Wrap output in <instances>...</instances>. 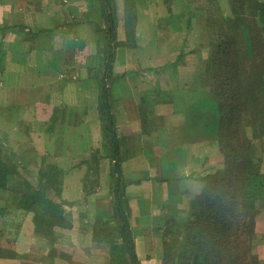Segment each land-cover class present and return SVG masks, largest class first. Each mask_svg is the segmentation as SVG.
<instances>
[{
	"label": "crops",
	"instance_id": "1",
	"mask_svg": "<svg viewBox=\"0 0 264 264\" xmlns=\"http://www.w3.org/2000/svg\"><path fill=\"white\" fill-rule=\"evenodd\" d=\"M118 1L115 9L113 0H29V27H0V43L4 31H23L20 36L26 37L20 39L18 56L29 68V75L22 76L23 80L29 79L25 86L29 87L26 96L32 127L29 175L38 176L41 159L43 167L46 155L54 150L49 137L54 124L58 122L60 126L57 112L66 115L63 126L74 129V143L78 137V142L89 145L86 133L91 128H101L102 146L109 151L108 156L102 154L100 158L101 180L105 184L109 176L108 158L120 164L116 183L124 185L122 200L126 203L125 215L131 224L137 261L162 264L161 234L166 215L186 217L207 189L211 180L208 176L215 175L225 161L220 131L211 129L209 122L211 114L219 116L220 106L217 103L204 108V100L197 93L203 89V70L191 65L189 55L193 49L188 47L186 28L147 27L157 19L162 23L175 19L182 13L184 3ZM132 4L136 7L133 12ZM219 4L224 11L228 8L226 0ZM172 5L180 6L179 11ZM142 7L147 9L145 25ZM153 10L158 12L157 19L150 15ZM114 14L127 17L126 27L119 28L124 32L120 39ZM109 15L114 18L113 27L108 22ZM110 31L114 35L110 36ZM200 46L193 58L203 64L209 57V46ZM13 58L7 56L5 63H17ZM16 78L21 81L17 74ZM114 80L121 81L122 98L113 96ZM114 102L118 104L115 113L119 126L115 124ZM152 112L160 121L158 127L150 125ZM114 126L121 131V140ZM262 140L264 143V136L252 142L256 145ZM56 142H60L59 135ZM113 143H119L116 156ZM84 146L82 149L87 150ZM254 151L253 157H261L264 163V153ZM57 154L51 156V162L55 161L62 170L59 197L68 207L64 218L69 225L53 226L48 236H38L33 212L17 208L18 190L13 189L12 194L7 185L0 194L15 197L0 199L11 218L4 217L5 210L0 215V264H108L106 254L98 251L93 228L104 205L96 206L84 186L92 171L91 160L71 165L78 154ZM255 231L260 235L257 258L259 264H264V209L256 216Z\"/></svg>",
	"mask_w": 264,
	"mask_h": 264
},
{
	"label": "rangeland",
	"instance_id": "2",
	"mask_svg": "<svg viewBox=\"0 0 264 264\" xmlns=\"http://www.w3.org/2000/svg\"><path fill=\"white\" fill-rule=\"evenodd\" d=\"M172 0H169L171 2ZM227 1V9L224 11L221 8L220 0H181V2L184 3L183 5V11L179 15L175 17V19H171L170 22L162 23L160 20L157 19L158 12L156 11H150V15L154 17V19H157V21H151L147 25V27H185L187 32L186 36L188 47L193 49L191 54L189 55L190 58L193 59L191 65L195 67V69L198 68V70H203V79H201V85H202V93L201 90L197 91L200 99L203 98L204 100V108L210 107L212 98L217 94V89H223L226 88L225 81L223 80V77L227 71V75L230 76L231 72L227 69L222 70V68L218 66L212 67L211 65V55L215 50L217 49V44L221 42V40H224V34L227 37H232L233 35L230 34L232 32L231 27H250L251 29H255L256 27H260L255 24L253 18L250 15V10L247 6L243 7L245 10H237L236 13H241L242 11L245 15L243 16L244 20L242 23H238L240 25H236L235 23V15H233L235 12H233V5L230 4L228 0ZM118 0H113L114 8L116 9ZM168 2V0H165V3ZM171 6V5H170ZM180 6L178 5H172V9L175 11H179ZM135 4L131 5V11L135 10ZM166 12L167 16H170L169 13L171 10L168 8V5L166 6ZM156 9V8H155ZM29 10V0H0V27L2 29L9 28V27H29V15L27 14V11ZM143 20L142 23L147 21V17H144L147 14V9L145 10L143 7L141 8ZM115 17V25L114 27H118V32L116 34L118 35V39H120L123 36L124 32H120V27H126L125 22L127 20V17L124 15L117 16L114 14ZM238 17V16H237ZM244 24V25H243ZM20 25V26H18ZM146 27V26H145ZM23 31H19L17 33H13V30H10L8 32H3V42L0 43V169L1 170H8L9 173V180L7 185L9 186L8 189H11V192L13 194V189L18 190L16 194H19L20 191L24 189L25 186L36 185L37 178L35 175H29V169L31 171L32 165L29 167V152L31 151V146H29V130H31V126L29 124V105L27 104V91L29 87H25L26 84H29V79L25 78L23 80L22 76L24 74L29 75V68L24 64L23 59H21V56H18L20 53L18 50L20 49V39L21 37L24 39L25 34L23 36L20 34ZM239 35V34H238ZM254 38L252 42V51L258 55L257 59H261L264 61V30L260 27L259 29H256L254 32ZM119 41V40H118ZM245 43V41H244ZM200 45H207L209 46V57L207 60L203 62V64L197 63L193 58L196 54V52L199 51ZM116 47V43L114 44V48ZM245 47V46H244ZM243 47V48H244ZM27 48V45L24 47V49ZM221 50L223 49V46L219 47ZM241 49V46H240ZM239 47L237 50H240ZM245 49V48H244ZM225 51V48H224ZM229 55L226 57V60L231 58V55H234V52L231 50L228 52ZM14 57L15 61L17 63H5L6 57ZM223 55L221 54L220 57ZM217 62V61H214ZM12 66V69H10ZM212 70L213 75H216L213 79L210 74ZM12 72L11 76L8 74ZM16 74L21 77V81L16 78ZM218 74H220V80H218ZM112 89H113V96L114 97H121L122 98V86L120 80H114L111 81ZM200 86V85H199ZM238 95V94H237ZM243 95H241L242 97ZM251 97V96H250ZM249 96H243V100L246 101L247 105L250 103ZM257 100L256 103L258 104L257 107H254L255 109H258V116L254 117L253 113L248 110L246 107H241V115H240V122L239 124L235 125L234 127L230 128L229 126H226L224 130L221 131V139L219 141L221 142L220 150L221 153L225 155V161L223 165L216 171L215 175H209L208 177H211V180L207 183V189L206 191L211 193L213 192V195L219 192V188L221 191H224L226 195L224 194V199L228 203L229 201L232 202V205L234 206L233 209L237 210V216L238 221L241 217L244 218V221L249 224L250 221H253L254 223V237L253 242L255 244L254 252L257 253V245L259 244L260 235H258L255 231V219L257 214L261 209H264V199L260 200L256 203V207L253 211H247L244 210L242 207V202L240 200L242 185H243V168L242 163L244 162V157H250V159H253V162L259 166L260 172H262V169H264V163L262 161L261 157L253 158L255 155V151L257 149V153H264V143L262 140V143L257 142L255 145L252 142V139H260L264 136V93L257 94ZM252 102V101H251ZM225 106L228 104V106H231V103L229 101H225ZM117 102L113 103L114 107V113L115 110L118 109ZM214 105V104H213ZM212 105V106H213ZM110 106H112V103H110ZM224 106V107H225ZM251 108V106H248ZM111 113V110H110ZM57 119L60 122V126L58 122L54 124V128L51 132V136L49 137V140H51L52 144H50V147L54 150L51 153H48L47 161H44L43 164V158L40 161V168L39 172L43 169L44 171L49 169V165H53V167L56 170H59L57 163L51 162L52 157L55 156L58 152V154L65 153L69 156H73L75 154L77 155L76 160H71V165L75 162H83L85 160H91V173L89 176H87L85 180V191L87 195H89L91 198H94V204L96 206H102L104 207L99 209V218H97L93 224V228L95 230V237L97 241V247L98 251L105 253L107 256V262L109 260L108 253L109 249L111 248V242L113 238L122 239L123 230L122 222L120 221L118 211L116 210V204H115V198H114V189L116 190L115 180L113 179V164L114 162L108 158L109 163V176L111 179L107 178L105 184L103 183V180H101L103 169L100 164V158L102 157V154L106 156L109 155L108 149H106L102 146V138H101V128L99 129H90L89 133H86L90 136V144L84 146L82 142L74 143L72 140L74 139V133L72 128L70 127H64L62 121L65 119L64 112H57L56 114ZM153 112L149 116L150 119V125L152 128L158 127L159 120L153 116ZM113 117V113H112ZM114 117H116L115 124L119 126L118 123V114L115 113ZM229 117V115H228ZM227 124V123H226ZM105 127V125H103ZM115 127V131H117L116 135L119 136V140L122 139L121 131L119 132V129L117 126ZM103 129V128H102ZM211 129L213 127L211 126ZM217 130V128H215ZM59 131V133H57ZM59 135L60 142H56V137ZM220 136V135H219ZM105 140V136H104ZM109 140H107L108 142ZM121 142V141H119ZM87 148V150H83L82 147ZM119 146V143H118ZM33 148L35 146H32ZM252 147V148H251ZM254 149V150H253ZM86 151V152H84ZM84 152V153H83ZM57 154V155H58ZM52 156V157H51ZM55 160V159H54ZM120 162V160H119ZM100 164V165H99ZM120 165V164H119ZM35 167V164H34ZM61 170V169H60ZM62 171V170H61ZM110 179V180H109ZM45 178L43 179V181ZM222 182H219L221 181ZM104 184V186L102 185ZM124 187V185H123ZM119 188V185H118ZM97 191V192H95ZM107 193L104 196V193ZM0 194V199H8L13 200L15 197L12 194ZM51 198L55 202H62L61 198L54 194L53 192L50 193ZM201 194L199 195V197ZM18 197V196H17ZM15 198V200L17 199ZM201 199V198H200ZM196 200V205L201 204V201ZM122 203L126 205L125 202ZM224 201V202H225ZM241 202V204H240ZM62 202L61 206L64 207V210L68 209V207H65L66 204ZM13 205L14 202L12 203ZM60 204V203H59ZM110 205H112V208H110ZM195 205V206H196ZM11 207V206H10ZM198 207H201L198 206ZM193 207L189 208L188 214L186 217L179 216L177 223H173L172 225H166V229L162 232V244L163 249L166 252L167 242L165 241V232L169 231V237L174 239L176 236L173 237V232L178 231L179 232V239L178 242V248L182 247V229L184 225L183 219L190 217L191 212H193ZM5 210L4 217L11 219L8 216V209L3 205V203L0 201V215L3 216L2 212ZM125 212H127V209H125ZM125 212L123 211V215H125ZM25 215V212H22ZM29 215V214H27ZM173 215V214H172ZM2 218V217H0ZM125 219L132 237V232L130 230V222L128 217L125 215ZM176 219L175 216H169L166 215L165 220L170 223L173 222V220ZM129 223V224H128ZM9 226V225H8ZM170 226H172L170 228ZM248 226V225H247ZM163 227V229H164ZM176 229V230H175ZM175 230V231H174ZM247 230V229H246ZM16 232V231H15ZM262 236V235H261ZM132 240V239H131ZM158 241V239H156ZM170 241V240H169ZM134 249V248H133ZM9 251V249H6L5 252ZM172 255L170 257L164 256V264H174L172 261V258L176 255V249H172L171 251ZM8 254V253H7ZM135 254V251H134ZM9 255V254H8ZM163 257V256H162ZM137 259V257H136ZM29 263V262H28ZM139 263V262H138Z\"/></svg>",
	"mask_w": 264,
	"mask_h": 264
},
{
	"label": "trees",
	"instance_id": "3",
	"mask_svg": "<svg viewBox=\"0 0 264 264\" xmlns=\"http://www.w3.org/2000/svg\"><path fill=\"white\" fill-rule=\"evenodd\" d=\"M228 1L230 4H234L232 9L235 12L233 15H235L234 20L237 26L240 25L238 23L243 22L245 14L242 11H240L241 13H236V11L245 10L243 7L247 6L255 24L264 30V0ZM113 20V16L109 15L108 22L111 27H113ZM260 27L255 29L245 26L231 27L232 32L230 34L233 36L227 37L224 34V40L217 44V49L211 55L212 67L216 65L222 70L227 69L231 72L228 76L226 71L223 77V80H226V88L217 89V94L212 98L210 104V107L217 103L220 106L219 116L214 117L212 114L209 116L210 127L219 129L220 136L221 131L226 126L232 128L239 124L240 115L242 114L241 107L244 106L250 110L254 117L258 114V109L254 107L258 106L255 101L257 100V94L264 93V61L257 59L258 55L251 49L255 36L254 32ZM111 31L110 36L114 35ZM220 46H223L222 50L219 48ZM238 47L240 50H237ZM231 50L234 55L226 60L229 55L228 52ZM221 54L222 57H220ZM210 74L212 79L216 76L213 75L212 70ZM218 80H220V74H218ZM246 94L249 97L251 96L250 100L252 101L248 105L243 100V96L245 98ZM241 95L243 96L241 97ZM225 101H229L231 106H228V104L225 106ZM248 106H251V108ZM108 129L111 133H114L113 129L109 127ZM113 153L115 156L118 154V144L116 143H113ZM114 165L113 176L116 182L118 179L116 168L119 165ZM49 166L48 170L44 171L45 169H42L38 173L36 185L29 184V186H25L17 197V208L33 212L34 232L38 236H48L53 226L66 227L69 225L67 219L64 218V207L61 206L63 201L59 204L53 201L50 195L51 192L60 195L62 171L60 169L56 170L53 165ZM242 168L244 176L242 178L243 185L240 191V200L244 210L253 211L256 203L264 199V174L260 172L259 166L250 157H244ZM8 180V170L0 169V190L6 188ZM219 182H222V180ZM123 189L120 183L119 188L114 189V198H117L120 204L115 207L123 224L121 227L123 235L122 239L113 238L108 253V264H139L133 247L130 248L132 240L126 234L124 219L122 218L123 211L125 212V205L122 203ZM218 190L219 192L214 195L213 192L209 193L205 190L198 198H201L199 200L201 204L196 205L195 203L192 206L194 209L190 217L183 219L182 247L178 248V231L173 232V237L176 236L174 241L173 238L169 237V231L165 232L167 247L166 252L163 249L162 264L165 262L164 256L170 257L172 255V249H176V255L172 258L174 264H259L257 254L254 252L256 243L253 242V221L248 224L242 217L241 221L240 219L238 221L237 210L233 209L232 202L227 203L224 199L226 193L221 191L220 188ZM200 205L201 207H198ZM177 219L176 217L171 224L166 221L165 226L177 223ZM165 229L166 227L163 231ZM132 254H134V257Z\"/></svg>",
	"mask_w": 264,
	"mask_h": 264
},
{
	"label": "water",
	"instance_id": "4",
	"mask_svg": "<svg viewBox=\"0 0 264 264\" xmlns=\"http://www.w3.org/2000/svg\"><path fill=\"white\" fill-rule=\"evenodd\" d=\"M119 172V169L117 168V173ZM116 190L118 189V182L116 183ZM116 203H117V205L119 206V201H118V199H116ZM122 218L124 219V225H125V230H126V234H127V236L131 239V234H130V231H129V228H128V225H127V222H126V220H125V216L122 214ZM133 247V244L132 243H130V248H132ZM132 256L134 257V254H132Z\"/></svg>",
	"mask_w": 264,
	"mask_h": 264
}]
</instances>
